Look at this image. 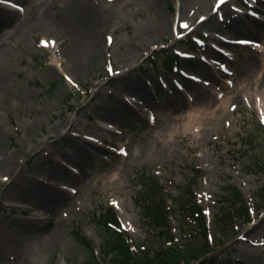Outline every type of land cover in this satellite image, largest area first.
Segmentation results:
<instances>
[{
    "label": "rangeland",
    "instance_id": "obj_1",
    "mask_svg": "<svg viewBox=\"0 0 264 264\" xmlns=\"http://www.w3.org/2000/svg\"><path fill=\"white\" fill-rule=\"evenodd\" d=\"M195 1L0 0V12H14L0 29V264H85L88 251L75 233L99 254L104 235L93 216L108 202L119 206L134 240L148 242L137 176L155 172L175 196L194 168L202 171L196 191L214 262L264 264V199L257 196L264 170L253 166L264 159V35L212 32L198 24ZM226 1L253 13L249 0ZM244 37L250 48L232 44ZM92 39H100L99 49L85 59L79 51ZM211 47L229 56L212 55ZM168 54L188 56V67L167 75ZM196 60L204 61L200 71ZM126 96L137 103L126 106ZM104 116L116 127L107 135L98 127ZM83 145L90 150L82 153ZM36 146L43 151L35 154ZM66 153L79 158L64 161ZM69 162L73 172L65 169ZM54 168L70 196L52 206ZM13 170L22 180L14 183ZM36 181L46 188L34 189ZM227 186L256 211L224 236L212 217Z\"/></svg>",
    "mask_w": 264,
    "mask_h": 264
},
{
    "label": "trees",
    "instance_id": "obj_2",
    "mask_svg": "<svg viewBox=\"0 0 264 264\" xmlns=\"http://www.w3.org/2000/svg\"><path fill=\"white\" fill-rule=\"evenodd\" d=\"M258 131L264 135L262 125H258ZM259 165L264 170V159L254 160L253 166L258 168ZM193 171L194 178L177 186V196L167 193L166 187L153 172L146 170L137 176L139 190L136 203L142 211L141 219L149 234L147 243L134 242L122 229L114 208L103 204L102 209L93 216L104 235L100 255H97L91 239L82 233H75L88 251L85 264H196L202 259L203 264H220L210 256L214 246L209 241L210 229L196 194V177H200L201 172L199 169ZM221 190L223 198L213 216V224L224 236L236 234L238 221L250 222V207L237 187L227 186ZM263 194L262 190L257 196L264 199ZM174 222L178 223L177 226L173 225ZM216 242L222 243L219 239Z\"/></svg>",
    "mask_w": 264,
    "mask_h": 264
},
{
    "label": "bare ground",
    "instance_id": "obj_3",
    "mask_svg": "<svg viewBox=\"0 0 264 264\" xmlns=\"http://www.w3.org/2000/svg\"><path fill=\"white\" fill-rule=\"evenodd\" d=\"M212 2H213L212 0H196L195 1V3L198 4L195 8L196 11H198V13L202 12V15H203V17L200 18L198 21L199 25H206L207 24L209 30H211L212 32L213 31H222V33L230 34V35H247V34H249L255 39H256V36H257V38H259L260 36L264 35V26H261L260 28H257V29H253V30H256V32H257L256 35L254 34V31H252V29L249 27V24L254 22V20H252V17H253L252 15H250V14H242V15L237 14L234 10L233 11L231 10L228 1H225L222 5L217 6V7L215 5L212 6ZM262 3H263V0H254V2L252 3V8L260 10V8H263ZM3 10H5V11L0 12V29L4 26L8 25L12 21V20H10L9 17L11 16V14H14L13 11L7 10V8H4ZM263 13H264V10H263ZM196 19L197 18H195V20ZM219 21L223 22L224 24L221 25L219 23ZM236 40H249V38L244 37V38H239ZM218 41H219V44H221V45L225 44V41H223V40H218ZM100 43H101L100 39H92L90 41L86 40V43L84 44L85 50H80L79 54L83 55V53H84L83 56H85V59H87L89 55H92L96 50L99 49ZM209 52L212 55H217L220 53L218 51V49H216L215 47H211L209 49ZM203 62H204L203 60H196V61L192 62V65L194 66V68H196L200 71L204 67L202 65ZM254 62H255L254 59H252L250 61V64L252 65V64H254ZM93 109H96V108H93ZM99 111L102 112L103 109H99ZM111 119L112 118L110 116H104L103 119H101V123H100L99 127L100 128L101 127H107V128L112 127L113 123L110 121ZM42 151L43 150H40V146H36L33 150V152H35V154H38ZM68 156H69L68 153L63 154L62 159L65 161L68 158ZM77 157L79 158V156H76V158ZM69 158L73 159V157H71V156H69ZM70 168L76 170V168H74V167L72 168L71 166H69V169ZM12 175L15 178L14 183L22 180V178H21L22 176H20L19 174L17 175L16 171H14V170H13ZM56 175H57V170H56V168H54L52 171H50L51 179L52 178L54 179L55 177L57 178ZM37 183L39 184V186L34 185L33 186L34 189L42 190V189L46 188V183L44 181H43V184L39 183V182H37ZM50 185H51V188L53 186L55 187V194H54V197L52 200V202H53L52 206L58 202L63 203L66 200V198L68 196H70V192H66V191L62 190V188H59V185L57 182H55V179H54V183H50ZM30 191L31 190H27L26 192H30ZM41 201H42V198L39 199L38 203H40ZM116 208L118 211L120 210L118 205L116 206ZM44 210H46V209H44L42 207L41 211H40V215L38 216V218L42 217V215L44 216V214H43ZM36 211H38V210H36ZM36 211H35V213H36ZM34 220H38V219L35 218L32 221H34ZM35 224H36V221H35ZM36 225H33L32 230H34V228L37 230H41V228L36 227ZM125 225L130 231H132V229L130 227H128V224H125ZM31 226H32V224H31Z\"/></svg>",
    "mask_w": 264,
    "mask_h": 264
},
{
    "label": "snow or ice",
    "instance_id": "obj_4",
    "mask_svg": "<svg viewBox=\"0 0 264 264\" xmlns=\"http://www.w3.org/2000/svg\"><path fill=\"white\" fill-rule=\"evenodd\" d=\"M221 3H223V0H221ZM182 27L186 29V28L188 27V25H187V24H184V25H182ZM236 43L241 44V45H246V44H248L249 42H247V41H236ZM109 72H110V73L112 72V69H111V68H109ZM5 179H6V178H5Z\"/></svg>",
    "mask_w": 264,
    "mask_h": 264
}]
</instances>
